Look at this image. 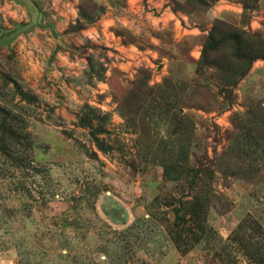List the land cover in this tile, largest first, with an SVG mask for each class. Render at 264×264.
Listing matches in <instances>:
<instances>
[{
	"label": "rangeland",
	"instance_id": "rangeland-1",
	"mask_svg": "<svg viewBox=\"0 0 264 264\" xmlns=\"http://www.w3.org/2000/svg\"><path fill=\"white\" fill-rule=\"evenodd\" d=\"M31 1L0 43V264H264V0ZM28 20L0 0V37Z\"/></svg>",
	"mask_w": 264,
	"mask_h": 264
},
{
	"label": "trees",
	"instance_id": "trees-1",
	"mask_svg": "<svg viewBox=\"0 0 264 264\" xmlns=\"http://www.w3.org/2000/svg\"><path fill=\"white\" fill-rule=\"evenodd\" d=\"M209 40H211V37L209 38ZM212 46H213V44H212ZM206 50H207V47L204 48V50L202 52V55H205V51ZM245 58H246V56H245ZM169 82L170 81H167L166 84L163 83L161 85V87L157 88L156 90L150 91V100L152 102L155 101V100H157V99H161L162 98V96H159V94H160V92H164L165 91V89H163V88H165L166 86H168V84H170ZM163 111L168 112L169 110H166L165 109ZM179 112L181 113L180 110H179ZM181 117L186 122V126L189 125V127H187L186 130H190L192 128V120L190 119V117L188 115L184 114V113H181ZM9 133H10L9 136L11 138H14L15 137V136H11V134H13V132H9ZM262 136H263V134H262ZM97 145H99V147H102V144H100L98 142H97ZM2 149H3V153H5L10 158H12V159H18L20 161L19 163H23L24 162L25 153L21 157H18L17 156V154H18L17 150L18 149H15V148H12V149L11 148H7L6 146H3ZM222 156H225L226 158H229L228 151L223 152ZM262 159H264V137L262 138ZM163 166H164V174H165L166 178H168V179H181V178H184V177L187 176V172H185V168L183 166L179 165L176 160H168V161H166V162L163 163ZM246 169H249V168H246ZM250 171L251 170H249L248 172H250ZM256 172L257 171L253 172V174H255ZM231 173H233V172H231ZM243 175H245V174H243ZM249 175L247 174V175H245V177L248 178ZM249 177H251V176H249Z\"/></svg>",
	"mask_w": 264,
	"mask_h": 264
},
{
	"label": "water",
	"instance_id": "water-1",
	"mask_svg": "<svg viewBox=\"0 0 264 264\" xmlns=\"http://www.w3.org/2000/svg\"><path fill=\"white\" fill-rule=\"evenodd\" d=\"M14 1L25 6L28 12V15H29V20L26 23L18 26L16 29L11 31L10 33L0 37V43H4V42H7L15 38L19 34L27 31L28 29L32 28L33 26L37 24L38 10L34 6L33 2L31 0H14Z\"/></svg>",
	"mask_w": 264,
	"mask_h": 264
}]
</instances>
